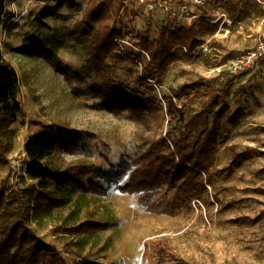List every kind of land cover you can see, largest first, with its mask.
<instances>
[{
  "label": "rangeland",
  "instance_id": "rangeland-1",
  "mask_svg": "<svg viewBox=\"0 0 264 264\" xmlns=\"http://www.w3.org/2000/svg\"><path fill=\"white\" fill-rule=\"evenodd\" d=\"M253 1L210 0L203 14L215 21L217 29L209 33L206 24L210 23L203 20L171 21L161 13H148L145 7L109 0L110 6L122 5L113 27L133 45L125 47L133 59L117 46L125 59H107L111 77L142 94L144 87L136 79L148 56L136 47L137 35L154 40L162 28L191 25L196 26L206 50L197 52L192 60L168 66L161 84L155 87L157 101L163 106L169 90L219 77L227 59L251 48L262 27L264 10L255 8ZM86 7L87 0L6 2L0 52L17 74L25 114L9 126L4 137L8 165L0 169V191L24 194L34 183L24 172L27 159L23 146L30 136L42 133L48 125L76 130L82 136L80 146L60 156L67 163L81 160L94 165L93 177L104 185V193L49 188L63 202L45 214L35 209L26 212L27 226L42 242L57 248L68 264L81 259L101 264H156V249L170 252L178 264H264V60L234 78L216 101L214 110L227 107L221 116L226 132L215 150L214 177L207 194L202 200H193L187 214L155 216L142 208L134 195L118 190L127 174L115 182L97 174L98 170L115 174L125 156L136 155L141 138L163 137L167 128L166 124L159 128L153 120L145 123L95 107L98 98L91 95L89 86L99 77L89 63ZM225 18L231 20L230 26L223 23ZM62 66L70 70L71 80H66ZM229 77H220L217 84ZM190 106L197 111L201 108L198 102ZM232 114L236 118L231 125ZM157 115L163 117L161 109ZM208 115L210 118L211 112ZM229 147H235L238 156ZM246 148L257 152L244 155ZM86 221L101 222L105 229L84 237L61 231V227Z\"/></svg>",
  "mask_w": 264,
  "mask_h": 264
},
{
  "label": "trees",
  "instance_id": "trees-1",
  "mask_svg": "<svg viewBox=\"0 0 264 264\" xmlns=\"http://www.w3.org/2000/svg\"><path fill=\"white\" fill-rule=\"evenodd\" d=\"M6 2L0 0V25L6 14ZM121 8V4L110 6L109 0H87L84 26L90 34L89 63L99 77L89 86L91 95L98 98L95 107L116 116L126 114L145 123L153 120L159 128L166 124L167 129L163 137L141 138L136 155L133 158L125 156V160L116 166L115 174L109 175L102 170L97 174L114 182L127 174L125 182L117 185L118 190L134 195L138 204L152 215L174 217L187 214L193 200H202L213 181L211 167L216 147L226 132L221 116L227 109L222 105L214 110V106L237 76H230L219 84L220 77L228 75L226 72L213 79H199L169 90V96L163 97V106L157 101L155 87L161 84V75L168 66L173 62L192 60L194 50L204 44L198 38L196 26L191 25L173 31L162 28L154 40L137 35L136 47L148 56L136 79V83L144 87V92L139 94L135 89L122 87L111 77V67L107 63L110 57L125 59L113 43L114 38L121 34L113 27L120 17ZM206 25L209 33L215 31L216 27ZM52 63L58 65L53 60ZM60 69L65 70L66 80H71L70 70L65 66ZM19 97L17 74L0 52V169L8 165L4 142L8 128L25 114ZM194 102L200 104L199 111L190 106ZM158 109L163 112L160 119ZM235 118L236 114L230 116L231 125ZM81 139L80 132L76 130H58L56 126L48 125L43 127L42 133L25 141V173L34 183L24 194L0 191V264H68L57 248L42 242L27 226L26 212L35 209L45 214L63 202L49 188L60 192L104 193V185L93 177L94 165L81 160L67 163L60 156L61 152H74ZM228 149L238 156L235 147ZM254 152L257 151L246 148L243 154ZM61 229L65 235L84 237L105 229V224L86 221ZM155 258L156 264H178L170 252L162 249H156ZM77 264L101 263L81 259Z\"/></svg>",
  "mask_w": 264,
  "mask_h": 264
},
{
  "label": "built area",
  "instance_id": "built-area-1",
  "mask_svg": "<svg viewBox=\"0 0 264 264\" xmlns=\"http://www.w3.org/2000/svg\"><path fill=\"white\" fill-rule=\"evenodd\" d=\"M124 5H136L146 8L148 13H161L168 20L184 21V20H208L199 14V9L202 8L208 0H119ZM258 4H263V0H255ZM171 30V29H170ZM173 31V30H171ZM113 43L124 51L125 55L133 59L132 54L126 53L125 47L129 45L128 41L122 37H115ZM202 46L196 48L192 53L194 56L199 51H205ZM143 53V52H142ZM148 59V58H147ZM264 60V18L262 19V27L258 31L254 44L251 48L241 51L232 57L228 58L223 66L224 72L229 76H239L242 73L253 69L260 61ZM25 172V170H24ZM30 180V179H29Z\"/></svg>",
  "mask_w": 264,
  "mask_h": 264
},
{
  "label": "crops",
  "instance_id": "crops-1",
  "mask_svg": "<svg viewBox=\"0 0 264 264\" xmlns=\"http://www.w3.org/2000/svg\"><path fill=\"white\" fill-rule=\"evenodd\" d=\"M181 1H189V0H181ZM210 0H208L207 2H206V4L209 2ZM206 4L202 7V8H200L199 9V14L201 15V16H203L204 17V14H203V12H207V9H206ZM263 4H264V0H263ZM252 5L255 7V8H257L258 10L259 9H262V10H264V6L263 5H261V4H258L255 0L252 2ZM138 7H143V6H138ZM137 8V7H136ZM262 15L260 14V17H261ZM225 17V16H224ZM262 19L264 18V12H263V16L261 17ZM262 19H261V22H262ZM199 20V19H198ZM208 20V23H210V24H212L211 26H213V27H216V29H217V25H213V24H215V21L214 20H209V19H207ZM206 21V20H205ZM207 22V21H206ZM260 22V23H261ZM223 23L224 24H226L227 26H230L231 25V20L230 19H227V18H225L224 19V21H223ZM216 29H215V31H216ZM259 29H260V27H259ZM214 31V32H215ZM259 31V30H258Z\"/></svg>",
  "mask_w": 264,
  "mask_h": 264
}]
</instances>
